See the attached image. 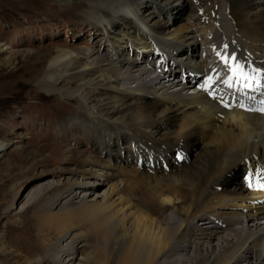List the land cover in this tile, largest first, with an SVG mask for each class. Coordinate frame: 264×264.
<instances>
[{
  "label": "bare ground",
  "instance_id": "1",
  "mask_svg": "<svg viewBox=\"0 0 264 264\" xmlns=\"http://www.w3.org/2000/svg\"><path fill=\"white\" fill-rule=\"evenodd\" d=\"M202 1L88 0L86 18L110 27L105 46L87 55L59 51L37 82L46 95L79 103L73 122L111 149L121 164L110 168L128 174L122 153L129 147L119 145L127 139L159 173H135L149 181L128 189H143L142 207L121 183L93 199L91 184L49 186L50 211L62 207L41 217L61 230L49 249L57 262L65 254L73 264L86 241L78 230L88 223L106 242L99 264H264V0H222L214 21L218 3L204 10ZM184 6L191 14L184 29L161 21ZM222 57L234 60L226 65ZM200 76L204 86L195 82ZM199 141L202 153L183 165L187 146ZM239 168L235 187H226Z\"/></svg>",
  "mask_w": 264,
  "mask_h": 264
},
{
  "label": "rangeland",
  "instance_id": "2",
  "mask_svg": "<svg viewBox=\"0 0 264 264\" xmlns=\"http://www.w3.org/2000/svg\"><path fill=\"white\" fill-rule=\"evenodd\" d=\"M202 2L204 10L212 8V2L219 4L210 13L214 21L216 13L219 15L223 10L222 0ZM87 4L88 0H0V142L6 145L0 150V264H67V255L61 254L57 262L49 250L59 241L60 228L41 217L44 212L59 214L62 207L50 211L56 192L47 189L49 186L91 184L96 191L88 192L87 196L92 194L93 199L104 195L112 184L121 183L125 195L132 199L130 203L142 207L143 189L137 188L136 192L128 189L132 183L149 181L139 180L135 173L159 175L155 166L146 164L147 157L127 139L119 145L129 147L122 153L129 160L122 164L128 174L110 168L117 164L120 168L121 164L110 156L111 149L94 142L73 122L79 113V103L67 97L48 96L37 86L59 51L87 55L105 46L106 30L111 31L110 27H97L89 21ZM189 11L184 6L170 16H163L161 21L184 29L191 24ZM220 17L216 21L222 25ZM153 72L150 77L155 75ZM169 77L175 76L167 75L165 79ZM203 145L199 141L187 146L182 154L183 165L191 164L202 153ZM118 146L113 147L115 152ZM178 154L173 152L168 157L171 164ZM93 161L98 163L92 164ZM239 174L242 168L236 169L234 181L226 187H235L234 182L241 178ZM107 176L112 179L106 180ZM226 203L236 204L230 199ZM196 224L204 226L201 220ZM90 229L88 223L80 225L78 233L86 235V241L82 242L85 246L79 248L73 264L100 263L95 257L101 255L100 248H105L106 242L102 237H94Z\"/></svg>",
  "mask_w": 264,
  "mask_h": 264
},
{
  "label": "snow or ice",
  "instance_id": "3",
  "mask_svg": "<svg viewBox=\"0 0 264 264\" xmlns=\"http://www.w3.org/2000/svg\"><path fill=\"white\" fill-rule=\"evenodd\" d=\"M234 60V57H232V58H229V57H224V61H225V64L226 65H228V62H229V60ZM231 67V69H232V71H233V76H235V69L236 68H238L239 66L238 65H235V66H230ZM233 77H230L229 79H232ZM229 86H231V84H229ZM245 87H249L250 86V84L249 83H245V85H244Z\"/></svg>",
  "mask_w": 264,
  "mask_h": 264
}]
</instances>
